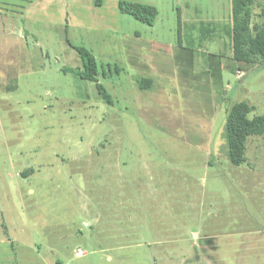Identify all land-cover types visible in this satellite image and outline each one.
I'll list each match as a JSON object with an SVG mask.
<instances>
[{"label":"rangeland","instance_id":"rangeland-1","mask_svg":"<svg viewBox=\"0 0 264 264\" xmlns=\"http://www.w3.org/2000/svg\"><path fill=\"white\" fill-rule=\"evenodd\" d=\"M231 23V0H0V264H264V137L239 167L224 139L235 103L264 115V66Z\"/></svg>","mask_w":264,"mask_h":264},{"label":"trees","instance_id":"trees-1","mask_svg":"<svg viewBox=\"0 0 264 264\" xmlns=\"http://www.w3.org/2000/svg\"><path fill=\"white\" fill-rule=\"evenodd\" d=\"M232 23L229 25L227 35L231 39L232 59L247 71L260 63L264 66V21L253 26L254 6L257 0H231ZM261 6L260 4H258ZM120 11L134 17L136 20L153 25L158 16V11L150 5L121 2ZM261 17H264V9ZM179 17V33H181L182 18ZM180 40V39H179ZM181 41V40H180ZM80 55L84 70L76 72L77 76L96 84V88L102 99L107 104H112L113 99L108 90L99 83L98 62L95 55L86 48H75ZM216 55H210L209 60ZM151 79L138 81L141 89L151 88ZM255 107L247 101L235 103L230 109L226 124L224 139L226 143L227 157L234 166H241L246 162L247 144L252 137H264V115L251 117Z\"/></svg>","mask_w":264,"mask_h":264},{"label":"built area","instance_id":"built-area-1","mask_svg":"<svg viewBox=\"0 0 264 264\" xmlns=\"http://www.w3.org/2000/svg\"><path fill=\"white\" fill-rule=\"evenodd\" d=\"M82 253V252H81ZM83 254V253H82Z\"/></svg>","mask_w":264,"mask_h":264}]
</instances>
